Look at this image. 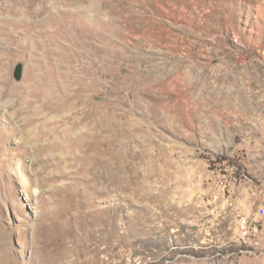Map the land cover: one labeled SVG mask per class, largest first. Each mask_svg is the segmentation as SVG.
I'll return each mask as SVG.
<instances>
[{"label":"rangeland","instance_id":"1","mask_svg":"<svg viewBox=\"0 0 264 264\" xmlns=\"http://www.w3.org/2000/svg\"><path fill=\"white\" fill-rule=\"evenodd\" d=\"M0 264H264V0H0Z\"/></svg>","mask_w":264,"mask_h":264},{"label":"bare ground","instance_id":"2","mask_svg":"<svg viewBox=\"0 0 264 264\" xmlns=\"http://www.w3.org/2000/svg\"><path fill=\"white\" fill-rule=\"evenodd\" d=\"M73 70H78V68L76 66H72ZM66 77L65 75L62 76L60 81H56L54 83L56 89L58 90L61 86H64V88L66 89H71L73 88L76 93L77 96L79 95V91L82 92L83 88L87 86V82L86 79L81 76L78 75L77 73H75L74 71H72V74L67 75V78H63ZM54 79V78H53ZM246 222V220L244 219V223Z\"/></svg>","mask_w":264,"mask_h":264},{"label":"water","instance_id":"3","mask_svg":"<svg viewBox=\"0 0 264 264\" xmlns=\"http://www.w3.org/2000/svg\"><path fill=\"white\" fill-rule=\"evenodd\" d=\"M23 71H24V65L23 63H18L15 67L14 75L15 77L20 80L23 76Z\"/></svg>","mask_w":264,"mask_h":264},{"label":"built area","instance_id":"4","mask_svg":"<svg viewBox=\"0 0 264 264\" xmlns=\"http://www.w3.org/2000/svg\"><path fill=\"white\" fill-rule=\"evenodd\" d=\"M260 210V209H259ZM261 211V210H260ZM250 221V220H249ZM248 224H249V222H248Z\"/></svg>","mask_w":264,"mask_h":264},{"label":"crops","instance_id":"5","mask_svg":"<svg viewBox=\"0 0 264 264\" xmlns=\"http://www.w3.org/2000/svg\"><path fill=\"white\" fill-rule=\"evenodd\" d=\"M254 210H256V209H254Z\"/></svg>","mask_w":264,"mask_h":264}]
</instances>
